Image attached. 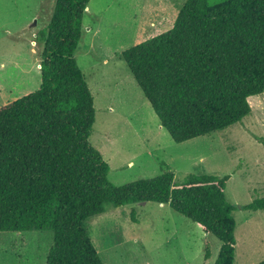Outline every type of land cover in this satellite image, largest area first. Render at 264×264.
<instances>
[{
	"label": "trees",
	"instance_id": "trees-1",
	"mask_svg": "<svg viewBox=\"0 0 264 264\" xmlns=\"http://www.w3.org/2000/svg\"><path fill=\"white\" fill-rule=\"evenodd\" d=\"M89 2L55 1L38 33L40 87L0 107V232L52 230L46 264H105L85 221L106 204L154 201L222 242L215 264H234L230 174L176 181L168 169L123 185L109 180L110 165L90 141L94 96L75 56ZM122 57L175 142L224 130L264 93V0H186L168 30ZM244 208L264 210V198Z\"/></svg>",
	"mask_w": 264,
	"mask_h": 264
},
{
	"label": "rangeland",
	"instance_id": "rangeland-1",
	"mask_svg": "<svg viewBox=\"0 0 264 264\" xmlns=\"http://www.w3.org/2000/svg\"><path fill=\"white\" fill-rule=\"evenodd\" d=\"M55 1L0 0V107L40 87L38 33ZM185 1L90 0L75 53L94 96L90 141L116 185L168 169L176 181L189 173L230 174L234 264H258L264 261V210L244 205L264 198V144L253 139L264 137V93L250 98L252 112L242 121L177 143L122 57L125 49L168 30ZM85 226L105 264H215L222 244L169 204L154 201L106 204ZM53 237L52 230L0 232V264H46Z\"/></svg>",
	"mask_w": 264,
	"mask_h": 264
},
{
	"label": "crops",
	"instance_id": "crops-1",
	"mask_svg": "<svg viewBox=\"0 0 264 264\" xmlns=\"http://www.w3.org/2000/svg\"><path fill=\"white\" fill-rule=\"evenodd\" d=\"M253 139H254V141H257L258 143H260L255 137H253ZM254 141H253V142H254Z\"/></svg>",
	"mask_w": 264,
	"mask_h": 264
},
{
	"label": "water",
	"instance_id": "water-1",
	"mask_svg": "<svg viewBox=\"0 0 264 264\" xmlns=\"http://www.w3.org/2000/svg\"><path fill=\"white\" fill-rule=\"evenodd\" d=\"M87 9V8H86ZM40 67H41V65H40Z\"/></svg>",
	"mask_w": 264,
	"mask_h": 264
}]
</instances>
